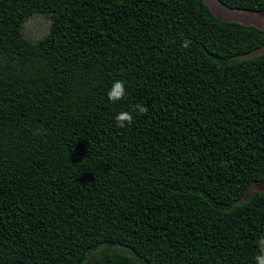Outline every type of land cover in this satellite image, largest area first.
<instances>
[{
  "label": "trees",
  "instance_id": "16d2710c",
  "mask_svg": "<svg viewBox=\"0 0 264 264\" xmlns=\"http://www.w3.org/2000/svg\"><path fill=\"white\" fill-rule=\"evenodd\" d=\"M262 46L205 0H0V264H257Z\"/></svg>",
  "mask_w": 264,
  "mask_h": 264
},
{
  "label": "rangeland",
  "instance_id": "374dc122",
  "mask_svg": "<svg viewBox=\"0 0 264 264\" xmlns=\"http://www.w3.org/2000/svg\"><path fill=\"white\" fill-rule=\"evenodd\" d=\"M211 7L213 13L221 19H235L244 23H253L257 26L264 28V12L228 7L221 3L219 0H205ZM48 21L46 16L42 14H35L29 17L24 24V32L28 38L36 39L41 36L47 29ZM264 52V46L252 51V54ZM264 188V182H255L248 191V195L251 194L253 189ZM247 195V196H248ZM246 196V197H247ZM245 197V198H246ZM122 251H126L130 255L133 254L130 250L124 247H118ZM139 264H145L143 261H139Z\"/></svg>",
  "mask_w": 264,
  "mask_h": 264
},
{
  "label": "clouds",
  "instance_id": "9594fccd",
  "mask_svg": "<svg viewBox=\"0 0 264 264\" xmlns=\"http://www.w3.org/2000/svg\"><path fill=\"white\" fill-rule=\"evenodd\" d=\"M260 27V26H259ZM262 28V27H261ZM190 45V41L185 40L184 47L187 48ZM126 96V87L125 82L121 80L114 81L111 89L108 92V98L112 102H117L123 99ZM134 111H138L140 114H146L148 108L144 105H136L133 109ZM117 126L120 128H124L126 126H130L133 123V116L129 111H121L115 117ZM260 254L256 256L257 264H264V238L258 241Z\"/></svg>",
  "mask_w": 264,
  "mask_h": 264
}]
</instances>
